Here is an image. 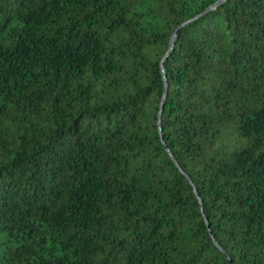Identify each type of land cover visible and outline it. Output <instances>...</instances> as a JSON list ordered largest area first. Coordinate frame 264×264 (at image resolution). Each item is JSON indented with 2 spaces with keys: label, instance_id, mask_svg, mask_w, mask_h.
I'll return each instance as SVG.
<instances>
[{
  "label": "trees",
  "instance_id": "1",
  "mask_svg": "<svg viewBox=\"0 0 264 264\" xmlns=\"http://www.w3.org/2000/svg\"><path fill=\"white\" fill-rule=\"evenodd\" d=\"M218 1L0 0V264H264V0Z\"/></svg>",
  "mask_w": 264,
  "mask_h": 264
},
{
  "label": "water",
  "instance_id": "2",
  "mask_svg": "<svg viewBox=\"0 0 264 264\" xmlns=\"http://www.w3.org/2000/svg\"><path fill=\"white\" fill-rule=\"evenodd\" d=\"M222 1H223V0H220V1L216 2V3L213 5V7L216 6V5H218V4H220ZM185 24H186V23H185ZM185 24H183V25L177 27V28L172 32V34H171L170 43H169V48H168L166 54L164 55V57H163V59H162V61H161V63H160V68H161V70H162V73H163V63H164V61L167 59V56H168V54H169V52H170V50H171V48H172V46H173V44H174L175 38H176V36H177V33L179 32V30H180L182 27L185 26ZM163 79H164V76H163ZM165 92H166V81H165V79H164V91H163V96H162L161 103H160V106H159V109H160V110H159V113H158V125L160 124V114H161V109H162L163 102H164V99H165ZM164 148H165V150L168 152V150L166 149L165 145H164ZM168 154H169V152H168ZM169 155H170V154H169ZM170 157H171V155H170Z\"/></svg>",
  "mask_w": 264,
  "mask_h": 264
}]
</instances>
